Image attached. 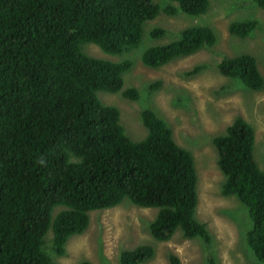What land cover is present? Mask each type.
<instances>
[{
	"label": "trees",
	"instance_id": "1",
	"mask_svg": "<svg viewBox=\"0 0 264 264\" xmlns=\"http://www.w3.org/2000/svg\"><path fill=\"white\" fill-rule=\"evenodd\" d=\"M0 0V264H53L45 236L53 230L55 253L63 255L71 235L83 233L90 212L112 208L129 198L158 208L152 236L170 240L178 229L189 238L211 242L205 223L195 214L198 174L192 152L153 109L144 108L147 129L135 141L121 124V111L104 104L99 92H122L130 59L113 62L87 55L82 46L122 53L139 47L145 24L161 12L206 13L210 0ZM264 7V0H257ZM256 19L233 21L229 30L244 37ZM160 26L150 31L164 36ZM208 25H192L165 44L149 46L142 61L161 67L171 60L214 45ZM195 68L190 73L197 71ZM222 74L239 78L253 90H264V75L255 56L224 58ZM159 82L153 87L157 86ZM256 132L241 116L213 142L226 181L222 192L237 196L248 208L246 239L264 263V170L254 157ZM57 207H63L56 215ZM155 248L142 244L123 250L121 264H142ZM173 264H180L177 257ZM79 264H92L84 260ZM208 264H216L213 257Z\"/></svg>",
	"mask_w": 264,
	"mask_h": 264
},
{
	"label": "rangeland",
	"instance_id": "2",
	"mask_svg": "<svg viewBox=\"0 0 264 264\" xmlns=\"http://www.w3.org/2000/svg\"><path fill=\"white\" fill-rule=\"evenodd\" d=\"M161 7L177 5L170 0H155ZM256 19L257 28L248 36L232 34L233 21ZM192 25H208L217 35L214 45H205L197 52L177 57L161 67L147 66L142 54L149 46L168 43ZM160 26L164 36L153 38L150 31ZM82 50L89 56L133 65L124 73L125 87L137 88L140 97L126 98L122 92H99L104 104L121 111V124L126 133L138 141L147 133L141 119L144 108L153 109L173 130L174 138L189 149L195 159L198 174L199 203L196 218L205 223L211 242L201 237L189 238L178 229L167 241L156 240L150 225L158 208L142 207L126 198L119 205L90 212V224L80 234L71 235L66 251H54L53 230L45 236L44 249L53 264H121L123 250L142 244L155 248L154 256L142 264H264L249 247L246 239L251 219L247 206L235 195L226 196L222 189L226 181L213 139L226 133L227 126L238 116L250 122L256 132L254 157L264 170V90H253L239 78L225 76L219 63L228 57L249 53L256 57L264 75V7L257 0H210L206 13L198 16L182 11L174 15L161 12L145 24L141 45L130 51L111 54L94 43H84ZM195 68L197 71L190 73ZM159 84L155 87L151 86ZM63 207H57L56 215Z\"/></svg>",
	"mask_w": 264,
	"mask_h": 264
}]
</instances>
